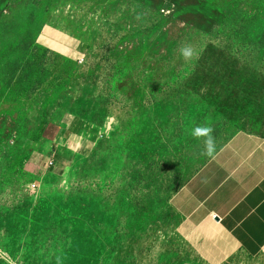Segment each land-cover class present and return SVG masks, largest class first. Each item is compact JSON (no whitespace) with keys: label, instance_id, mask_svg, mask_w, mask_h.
Wrapping results in <instances>:
<instances>
[{"label":"rangeland","instance_id":"rangeland-1","mask_svg":"<svg viewBox=\"0 0 264 264\" xmlns=\"http://www.w3.org/2000/svg\"><path fill=\"white\" fill-rule=\"evenodd\" d=\"M57 111L103 139L22 175ZM239 131L264 135V0H0V264H210L169 201Z\"/></svg>","mask_w":264,"mask_h":264},{"label":"crops","instance_id":"crops-1","mask_svg":"<svg viewBox=\"0 0 264 264\" xmlns=\"http://www.w3.org/2000/svg\"><path fill=\"white\" fill-rule=\"evenodd\" d=\"M58 112L60 123L53 122ZM53 119L29 150L22 175L55 177L59 167L68 173L104 137L74 114L57 111ZM46 132L47 139L38 150ZM169 203L183 220L184 238L210 264L223 262L237 250L264 255V135L233 134L172 194ZM207 251L219 258L217 263L206 257Z\"/></svg>","mask_w":264,"mask_h":264},{"label":"clouds","instance_id":"clouds-1","mask_svg":"<svg viewBox=\"0 0 264 264\" xmlns=\"http://www.w3.org/2000/svg\"><path fill=\"white\" fill-rule=\"evenodd\" d=\"M181 54L186 60H190L192 58V49L190 46H183L181 48ZM213 129L210 126H198L192 132V135L196 138L205 137V146H206V155L211 156L214 151V137L212 136Z\"/></svg>","mask_w":264,"mask_h":264},{"label":"trees","instance_id":"trees-1","mask_svg":"<svg viewBox=\"0 0 264 264\" xmlns=\"http://www.w3.org/2000/svg\"><path fill=\"white\" fill-rule=\"evenodd\" d=\"M45 125H46V124L42 125L41 128L39 129V134H38L36 140L38 139V137H39V135L41 134L42 130L44 129Z\"/></svg>","mask_w":264,"mask_h":264}]
</instances>
